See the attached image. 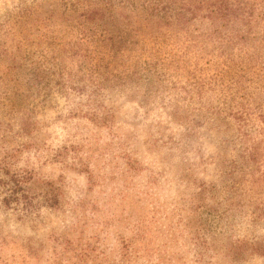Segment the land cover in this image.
<instances>
[{
    "label": "rangeland",
    "instance_id": "374dc122",
    "mask_svg": "<svg viewBox=\"0 0 264 264\" xmlns=\"http://www.w3.org/2000/svg\"><path fill=\"white\" fill-rule=\"evenodd\" d=\"M138 220L132 264H264V0H0V264Z\"/></svg>",
    "mask_w": 264,
    "mask_h": 264
},
{
    "label": "trees",
    "instance_id": "16d2710c",
    "mask_svg": "<svg viewBox=\"0 0 264 264\" xmlns=\"http://www.w3.org/2000/svg\"><path fill=\"white\" fill-rule=\"evenodd\" d=\"M15 188L18 189L20 186V182L15 183ZM12 190L13 193H15V190ZM12 199L19 200V198H15V194H12L11 197H6L5 201L6 203H9ZM56 197L53 198L55 200ZM54 205V202H52V206ZM132 234L130 236H121L122 237V245L118 250H114V252L111 255H106L105 264H132L136 260L138 262V258H140L139 252L143 250V254L146 256H149L147 258L148 260H152V255L150 251V247L148 246L149 243L144 242L146 237L150 233L149 226L144 223L142 220H138L136 223H134L131 226ZM84 252H81L77 256L80 257L79 260L86 261L90 257V252L94 251L92 247H86L84 248ZM60 255V253H59ZM113 255H116L113 257ZM151 255V257H150ZM117 257H120L118 260ZM136 258V259H135ZM71 259V258H69ZM160 259V257H158ZM165 259V256H161V260ZM69 264H77L73 262L72 260H69ZM8 264V263H6Z\"/></svg>",
    "mask_w": 264,
    "mask_h": 264
}]
</instances>
